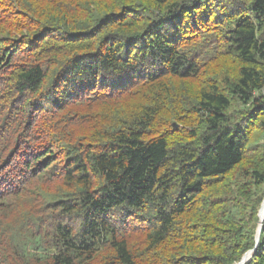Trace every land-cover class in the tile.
<instances>
[{
	"label": "trees",
	"instance_id": "1",
	"mask_svg": "<svg viewBox=\"0 0 264 264\" xmlns=\"http://www.w3.org/2000/svg\"><path fill=\"white\" fill-rule=\"evenodd\" d=\"M263 201L264 0H0V264H234Z\"/></svg>",
	"mask_w": 264,
	"mask_h": 264
},
{
	"label": "water",
	"instance_id": "2",
	"mask_svg": "<svg viewBox=\"0 0 264 264\" xmlns=\"http://www.w3.org/2000/svg\"><path fill=\"white\" fill-rule=\"evenodd\" d=\"M258 218H259V221H258V225H257V228H256V236H255V245L253 247V249H251L249 252H247L245 255H243V257L239 260V262H235L234 264H247L250 257L253 255V253L255 252L256 250V246H257V243H258V240H259V236H260V229H261V226H262V222L264 220V201L258 211V214H257Z\"/></svg>",
	"mask_w": 264,
	"mask_h": 264
},
{
	"label": "rangeland",
	"instance_id": "3",
	"mask_svg": "<svg viewBox=\"0 0 264 264\" xmlns=\"http://www.w3.org/2000/svg\"><path fill=\"white\" fill-rule=\"evenodd\" d=\"M29 187V186H28Z\"/></svg>",
	"mask_w": 264,
	"mask_h": 264
}]
</instances>
